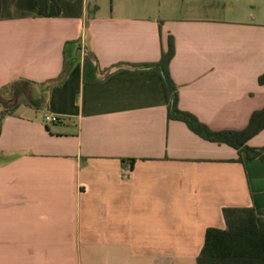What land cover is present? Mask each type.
Returning a JSON list of instances; mask_svg holds the SVG:
<instances>
[{
	"label": "crops",
	"instance_id": "obj_1",
	"mask_svg": "<svg viewBox=\"0 0 264 264\" xmlns=\"http://www.w3.org/2000/svg\"><path fill=\"white\" fill-rule=\"evenodd\" d=\"M169 35L180 109L245 128L264 106V0H0V87L45 100L1 123L0 264H197L223 208L264 209V161L168 120L156 74L83 82L85 51L101 69L157 62ZM248 145L264 151V129Z\"/></svg>",
	"mask_w": 264,
	"mask_h": 264
},
{
	"label": "trees",
	"instance_id": "obj_2",
	"mask_svg": "<svg viewBox=\"0 0 264 264\" xmlns=\"http://www.w3.org/2000/svg\"><path fill=\"white\" fill-rule=\"evenodd\" d=\"M175 53L174 39L168 36L167 47L162 50L157 62L117 64L104 69L99 67L96 56L85 51L83 55L82 79L84 83L98 82L112 71L121 67L152 72L161 81L164 91L167 118L184 122L187 127L204 140L227 144L239 153L237 160L257 159L264 161L263 148L251 147L248 141L264 129V106L255 110L247 126L241 130H211L188 111L178 106V86L173 81L169 65ZM71 66L64 56L59 75L47 82L49 87L61 84L69 74ZM258 84L264 86V73L259 75ZM35 82L19 79L0 87V131L3 119L14 112L23 99L35 109L45 105L43 97L28 98V90ZM133 162V159H129ZM225 228L209 227L205 231L204 243L196 259L197 264H264V209L254 207H225L222 210Z\"/></svg>",
	"mask_w": 264,
	"mask_h": 264
},
{
	"label": "built area",
	"instance_id": "obj_3",
	"mask_svg": "<svg viewBox=\"0 0 264 264\" xmlns=\"http://www.w3.org/2000/svg\"><path fill=\"white\" fill-rule=\"evenodd\" d=\"M61 120H62V118L57 116V115L49 114L47 112H45V114H44V121L46 123H58Z\"/></svg>",
	"mask_w": 264,
	"mask_h": 264
},
{
	"label": "rangeland",
	"instance_id": "obj_4",
	"mask_svg": "<svg viewBox=\"0 0 264 264\" xmlns=\"http://www.w3.org/2000/svg\"><path fill=\"white\" fill-rule=\"evenodd\" d=\"M2 87V86H1ZM34 87H32L31 89H33ZM27 90H28V94H27V96H28V98L30 97V95H31V90L29 89V88H27ZM17 102H20V103H25V101L22 99L21 100V98H19V100H16ZM20 109H25L23 106L20 108ZM20 111H22V110H20Z\"/></svg>",
	"mask_w": 264,
	"mask_h": 264
}]
</instances>
